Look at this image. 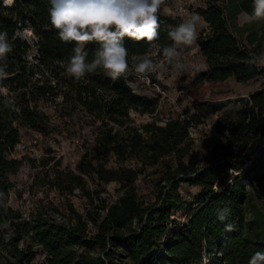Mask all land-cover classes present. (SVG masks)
Returning a JSON list of instances; mask_svg holds the SVG:
<instances>
[{
	"label": "trees",
	"instance_id": "trees-1",
	"mask_svg": "<svg viewBox=\"0 0 264 264\" xmlns=\"http://www.w3.org/2000/svg\"><path fill=\"white\" fill-rule=\"evenodd\" d=\"M50 7L49 0H13L10 5L0 0V32H7L13 44V51L1 61L9 74L1 83L9 93L0 91V192L14 186L9 174L23 162V157L10 155L20 139L15 121L44 129L49 116L36 103L54 100L62 91L70 109L78 106L94 132L93 144L77 168L94 172L99 182L117 181L119 193L107 202L99 190L84 189L82 175L68 171L70 189L80 185L89 202L98 200L92 209L79 211L68 203L65 219L57 220L44 205L29 214L0 205V225L8 220L11 229L6 240V230L0 227V264H30L38 253L33 243L45 254L38 264H249L254 253H264V238L253 233L247 217L254 200L264 204V84L249 94L236 118L216 117L214 130L225 139L212 141L202 162L186 158L190 127L201 122L211 107L195 102L192 110L162 123L152 119L131 124L130 109L153 115L157 99L133 91L129 83L133 74L113 81L98 68L80 81L68 77L65 65L74 43L59 39L50 23ZM195 10L207 22L197 40L207 66L194 81L246 82L264 75L256 48L245 44L230 22L241 11L251 14L253 0H207ZM159 15L156 42L162 53L173 43L168 31L176 20L162 7ZM20 27L35 35V57L50 67L52 77L27 58L30 43L17 34ZM257 34V29L248 32L249 37ZM124 43L130 62L133 55L150 49L145 41L125 39ZM98 47L86 45L89 61ZM110 153L120 162L136 156L144 166L160 164L162 174L151 197L139 193L136 168L105 165ZM181 182L196 185L198 191L185 197L179 190Z\"/></svg>",
	"mask_w": 264,
	"mask_h": 264
},
{
	"label": "rangeland",
	"instance_id": "rangeland-1",
	"mask_svg": "<svg viewBox=\"0 0 264 264\" xmlns=\"http://www.w3.org/2000/svg\"><path fill=\"white\" fill-rule=\"evenodd\" d=\"M206 2L207 0H166L162 5V10L176 20L177 26L187 18L186 12L198 14L196 7L205 6ZM203 19L201 18L199 32L207 29V22ZM230 22L232 29L241 40L248 46L256 48L257 62L264 66V20H258L248 27L245 22L241 27L237 26V21ZM255 29L258 30V34L249 37L248 32ZM30 31L27 27H20L17 34L30 43L27 56L32 58L36 54V37ZM250 38L254 40V43L250 42ZM158 50L159 44L155 42L150 44L147 53L140 55L161 63L157 73L151 74L148 79L133 74V78L129 80L139 93L157 99L155 112L152 115L130 109L131 124L140 125L152 119L162 123L167 117L180 115L186 109L192 110L195 102L211 107V111L201 122L190 127L191 143L185 154L186 158L202 162L210 154L212 141L216 138L223 140V135L215 132L213 121L221 114L236 118L249 94L264 84V75L246 82H239L234 78L196 82L194 81L195 74L207 66L197 44L191 48L181 49L183 62L187 65V70L181 73L174 72L171 66L164 62L163 55ZM0 64H2L1 61ZM0 91L5 95L9 93L7 85L1 82ZM57 97L56 107L38 106L43 113L49 116L44 129L27 127L21 131L24 146L18 147L17 151L20 152L18 157H23V162L16 172L9 174L14 186L7 192H0V205L4 209L11 206L20 209L23 214H29L36 207L44 205L57 220L65 219L68 203H72L79 211H84L86 207L92 209L98 200L94 199L93 203L89 202L80 185L74 184L70 189L67 182L70 176H66L68 171L82 175L84 189L99 190L100 195L107 202L115 199L119 193L117 181L99 182L94 178V172L92 174L82 173L77 168V163L83 153L93 144L94 132L82 117V110L78 106L70 109L63 99L62 91ZM32 130L41 132L37 145L28 143ZM122 164L137 169L135 185L140 194L151 197L156 189V180L162 174L160 164L148 163L144 166L141 159L136 156L120 162L114 153H110L105 158L107 167H118ZM179 190L185 197H192L198 191V187L181 182ZM253 203L255 206L248 207L247 217L253 233L264 238V204L257 200ZM5 230L11 235L9 225ZM26 239L29 238L26 237ZM24 244L25 241L20 242V246ZM33 246L37 248L38 253L30 264H38L44 259L45 254L39 245L33 243Z\"/></svg>",
	"mask_w": 264,
	"mask_h": 264
},
{
	"label": "clouds",
	"instance_id": "clouds-1",
	"mask_svg": "<svg viewBox=\"0 0 264 264\" xmlns=\"http://www.w3.org/2000/svg\"><path fill=\"white\" fill-rule=\"evenodd\" d=\"M49 19L64 43H74L73 55L65 65L68 77L80 81L88 74L103 69L113 81L129 74L148 79L157 73L160 62L150 57L135 56L129 61L125 39L154 44L159 39L160 9L165 0H49ZM10 5L13 0H4ZM249 23L264 20V0H253V11L244 14ZM201 17L190 14L179 25L170 28L172 45L162 48L164 62L176 73L187 70L183 62L184 48L196 46ZM99 45L93 59L88 60L85 47ZM13 51L7 32H0V61ZM6 65L0 64V82L8 77ZM227 211V210H225ZM220 219H224L221 215ZM249 264H264V253L253 254Z\"/></svg>",
	"mask_w": 264,
	"mask_h": 264
},
{
	"label": "built area",
	"instance_id": "built-area-1",
	"mask_svg": "<svg viewBox=\"0 0 264 264\" xmlns=\"http://www.w3.org/2000/svg\"><path fill=\"white\" fill-rule=\"evenodd\" d=\"M186 16L188 17L190 15L189 12H186L185 13ZM36 54H37V49H36ZM35 54V55H36ZM28 57L27 58L31 61V62H35L39 65V67L41 69H43V71H45V73L47 75H49L50 77H52V72L50 70V67H48L47 65H45L44 63H41L38 61V59L35 57ZM3 65H6V63H2ZM53 82V81H52ZM130 83V82H129ZM131 85V84H130ZM132 86V85H131ZM133 87V86H132ZM133 91H137V89L135 87H133ZM58 99V97L56 96L52 102V99H47V100H44V99H39L36 103V108L41 111V109H39V107H42V106H45V105H52L53 107H56V100ZM39 106V107H38ZM42 112V111H41ZM15 123L18 125L19 127V130H20V139L19 141L15 144V146L13 147V149L10 151V155L11 156H20V152L17 151V148L20 147V146H24V144L22 143L23 142V138L21 137V131L22 130H25L27 128V126L25 125H22L20 123H18L17 121H15ZM89 127H91V125L89 124ZM30 128V127H29ZM92 128V127H91ZM35 129V128H33ZM39 130V129H38ZM38 130H32L31 134L29 135L28 137V143L29 144H32V145H37L39 140H40V135H41V132L38 131Z\"/></svg>",
	"mask_w": 264,
	"mask_h": 264
},
{
	"label": "crops",
	"instance_id": "crops-1",
	"mask_svg": "<svg viewBox=\"0 0 264 264\" xmlns=\"http://www.w3.org/2000/svg\"><path fill=\"white\" fill-rule=\"evenodd\" d=\"M246 12L245 11H241V12H239L238 13V15H237V22H236V24H237V26H242L243 24H244V22H245V24L247 25V27H248V25H251L252 23H254V22H256V21H254V22H251V23H249L248 21H247V18H246V16L244 15ZM201 18H203L201 15H199ZM203 21H205L204 19H203ZM247 32V31H246ZM198 46V45H197ZM198 48H199V46H198Z\"/></svg>",
	"mask_w": 264,
	"mask_h": 264
},
{
	"label": "water",
	"instance_id": "water-1",
	"mask_svg": "<svg viewBox=\"0 0 264 264\" xmlns=\"http://www.w3.org/2000/svg\"><path fill=\"white\" fill-rule=\"evenodd\" d=\"M7 225H9V221H8V220H4V221L1 223L0 227H1L2 229H7ZM5 238H6V240H8V239L10 238V233H9L8 231L5 232Z\"/></svg>",
	"mask_w": 264,
	"mask_h": 264
},
{
	"label": "bare ground",
	"instance_id": "bare-ground-1",
	"mask_svg": "<svg viewBox=\"0 0 264 264\" xmlns=\"http://www.w3.org/2000/svg\"><path fill=\"white\" fill-rule=\"evenodd\" d=\"M30 32H31V31H30ZM223 139H225L224 136H223Z\"/></svg>",
	"mask_w": 264,
	"mask_h": 264
}]
</instances>
